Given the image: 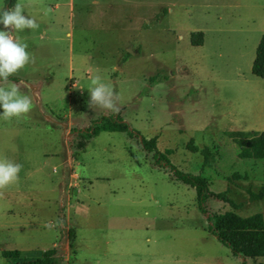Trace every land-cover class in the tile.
I'll return each mask as SVG.
<instances>
[{
	"label": "rangeland",
	"instance_id": "obj_1",
	"mask_svg": "<svg viewBox=\"0 0 264 264\" xmlns=\"http://www.w3.org/2000/svg\"><path fill=\"white\" fill-rule=\"evenodd\" d=\"M65 1L0 0L5 9L23 3L39 24L15 34L33 61L4 85H20L32 110L0 119V159L22 165L18 183L0 190V264L16 261L3 250L34 258L52 247L59 264H96L106 241L110 255L129 245L130 264H264L233 254L208 229L213 212L264 213L256 197L264 158L238 157L224 133L264 130V79L247 64L264 35V0H75L73 17L55 7ZM193 31L203 32L201 45L191 44ZM97 75L119 97L118 114L88 108ZM102 116H119L138 138L87 137ZM141 136H156L178 170L206 178L237 207L212 195L200 202L194 187L152 164Z\"/></svg>",
	"mask_w": 264,
	"mask_h": 264
},
{
	"label": "trees",
	"instance_id": "obj_2",
	"mask_svg": "<svg viewBox=\"0 0 264 264\" xmlns=\"http://www.w3.org/2000/svg\"><path fill=\"white\" fill-rule=\"evenodd\" d=\"M14 0H9V6ZM192 45L198 46L203 42V32L193 31L190 35ZM251 73L256 77H264V35L261 36L255 50V56L251 66ZM9 79H12L9 77ZM100 131H122L128 136L138 138L139 133L133 132L129 125L122 121L119 116H102L94 122L89 128L84 130L87 137L95 135ZM224 133L238 146V157L240 158H264V130H227ZM142 148L152 155V164L168 170L173 179L182 181L185 184L194 187L197 199L201 202L207 196H214L233 207H237L227 194L223 192L212 193L208 189L206 178L198 175H192L178 170L173 165L168 154L169 149L163 152L157 148V137L144 138L139 137ZM84 141L77 143L78 148H82ZM191 151H196L197 147L188 143ZM204 157L210 155L209 150H202ZM208 152V153H207ZM264 196V185L261 187L260 194ZM209 231L233 254L243 258H256L264 256V213L256 212L247 216H241L234 211L226 210L223 212H213L208 215ZM71 233V232H70ZM72 234V233H71ZM2 256L10 259H16L10 264H59V257L55 247L44 250L38 257L21 258L19 250H3Z\"/></svg>",
	"mask_w": 264,
	"mask_h": 264
},
{
	"label": "clouds",
	"instance_id": "obj_3",
	"mask_svg": "<svg viewBox=\"0 0 264 264\" xmlns=\"http://www.w3.org/2000/svg\"><path fill=\"white\" fill-rule=\"evenodd\" d=\"M51 11L52 9L48 8L46 14ZM24 12L25 5L20 2L8 9H5L3 4L0 5V24L3 25V30H0V109H2L0 119L6 121L22 118L32 110V100L21 93L20 85L4 86L10 76L18 74L33 61V57L27 51L28 45L22 43L15 35L25 29L35 30L39 27L36 19L25 16ZM86 89L89 95L87 105L90 110L102 109L109 114L119 113V97L110 85L102 82L99 75L91 79ZM21 168L22 165L19 163L0 159V190L18 183ZM46 227L51 229L53 225L48 224Z\"/></svg>",
	"mask_w": 264,
	"mask_h": 264
},
{
	"label": "crops",
	"instance_id": "obj_4",
	"mask_svg": "<svg viewBox=\"0 0 264 264\" xmlns=\"http://www.w3.org/2000/svg\"><path fill=\"white\" fill-rule=\"evenodd\" d=\"M67 1V3H66ZM65 2H63L62 4H60L61 2H56L55 7L58 5H62L63 7H67V13L70 17H73V11L76 10V6L74 4L75 0H66ZM93 4H100V0H91ZM114 0H109L107 7L111 6V4L113 3ZM66 3V5H65ZM99 13H105V11H103L102 9L99 10ZM260 39V38H259ZM259 39L254 40L253 44H252V49L250 50V54L247 57V64L249 66V68H251V63L253 62L254 56H255V48L259 42ZM253 75V74H252ZM254 76V75H253ZM237 79H241L244 77V75L238 74L237 75ZM256 77V76H255ZM264 79V77L262 78ZM237 130V129H236ZM226 131V130H225ZM72 248H73V252H74V243L72 242ZM104 251L102 252V257L100 258H96L94 260V262L96 264H124L123 262H126V264H130L131 262H133V259L136 260L134 253H131L130 251L126 250V251H122L123 247L129 248V245L127 244H123V245H116L115 246V251H113L114 255H110L108 248H109V242L106 241L104 244ZM130 256V257H129ZM130 260V262H129ZM132 260V261H131ZM129 262V263H128Z\"/></svg>",
	"mask_w": 264,
	"mask_h": 264
}]
</instances>
